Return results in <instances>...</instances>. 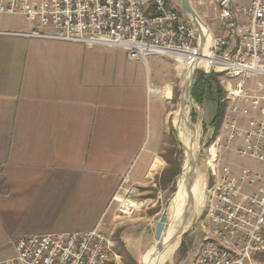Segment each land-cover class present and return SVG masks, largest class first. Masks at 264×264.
I'll return each instance as SVG.
<instances>
[{
	"label": "crops",
	"instance_id": "0c3cea01",
	"mask_svg": "<svg viewBox=\"0 0 264 264\" xmlns=\"http://www.w3.org/2000/svg\"><path fill=\"white\" fill-rule=\"evenodd\" d=\"M33 29L21 14L0 13V260L15 255L21 236L102 224L120 229L118 244L139 263L153 247L142 236L156 239L162 215L146 209L118 222L113 197L126 176L159 192L176 177L164 154L163 101L172 96L175 61H133L121 48L26 35ZM241 143L222 163L235 173L260 170L236 155ZM116 247L111 262L123 259Z\"/></svg>",
	"mask_w": 264,
	"mask_h": 264
},
{
	"label": "built area",
	"instance_id": "2783aa9c",
	"mask_svg": "<svg viewBox=\"0 0 264 264\" xmlns=\"http://www.w3.org/2000/svg\"><path fill=\"white\" fill-rule=\"evenodd\" d=\"M219 18L209 35L170 0H0V13L34 25L26 35L127 51L133 61L167 55L193 75L218 74L226 108L224 139L210 148L213 181L206 186L203 241L193 264H261L264 255V0H216ZM201 25V24H200ZM48 29L43 32L42 29ZM243 117L247 118L244 123ZM263 165L235 173L220 162L222 147ZM126 176L113 197L132 218L138 203ZM203 219V220H204ZM207 225V226H206ZM0 264H110L115 237L102 224L89 230L27 234Z\"/></svg>",
	"mask_w": 264,
	"mask_h": 264
},
{
	"label": "rangeland",
	"instance_id": "374dc122",
	"mask_svg": "<svg viewBox=\"0 0 264 264\" xmlns=\"http://www.w3.org/2000/svg\"><path fill=\"white\" fill-rule=\"evenodd\" d=\"M170 1L173 3L174 6L181 8L180 0H170ZM193 3H194V6L198 10H200V12H202L204 19L200 16L199 11L194 7L197 13L199 14V16L201 17V19L203 20V22L207 25H210V27H212L213 30L215 31L216 29L215 24L219 18V6L216 0H193ZM175 64L178 68L176 67V72L172 79V82L170 83L169 87H167V88L172 89L171 90L172 96L170 99L165 98L164 96H165L166 91H163L164 95H161V96L164 97L163 101H164V104L166 106L168 116H169L168 132L165 138L166 145L164 146V150H165L164 154L168 156L170 159H172L173 161L172 165L170 166L171 169H173V167L176 164L178 163L180 164V167H181L180 173L176 175V177H174L173 180L170 181V183L167 186V189L161 192L154 191L152 190V188H150L149 190H145L143 187L141 188L135 185L134 186L135 192L133 193L132 198L138 203H141V205L138 206V208L140 207L138 211L148 209V213L152 214L151 213L152 210L155 209L159 211L158 216H157L158 218L164 214L168 216L166 228H165L164 235H163L164 240L169 239L174 233H177L179 235V237L177 238L176 249L172 252L169 259L164 264H193L194 258L202 246L203 232L205 230L204 223L207 222V225L211 226L210 220L208 219V217H205L204 219L205 210H206L205 208L206 186L211 184V182L213 181L211 167L208 164L209 159H211L210 148L213 145V143L216 141L218 136H221V140H223L224 139L223 137H225V135H223V130H222L221 125H219L216 130L217 121H215V119H216L217 108H218L217 102L206 98L203 101V103H199L196 101V99L192 95L196 106L191 107V109L189 110V121H191L190 125H192V129L199 128V135H198V139L196 143V148H198L197 149L198 150V157H197L198 162H197V167L195 169L196 170V183H198L199 179L203 180L204 187H205V195H204L203 202L199 206L195 204V202L194 204H190V202H188L190 204V206L188 207L190 211V215H192L194 219H193L192 224L189 225V228L185 229V227L189 224L188 221L191 218H189L188 215L185 217H178L177 207L180 205L181 201L180 200L177 201L175 197L177 196L179 192V182H180V179L182 178L181 176L183 172V167H184V164L187 162L186 160H187L188 155L186 152V145L184 141L182 140L181 134L177 127L176 118H178L179 116L178 110L180 106H182L181 105L182 101L184 100L183 101L184 106H186V104H189L188 101H186L187 95L185 94L186 91L184 90L183 85H182L183 78L187 74L191 75L189 87L190 89L192 88L193 90V86L198 77V73L202 71L195 72L194 77L192 78L191 72L187 73V71L183 68L181 64H178L177 62H175ZM213 73L216 74L215 72H212L210 74H206V73L205 74L211 75ZM218 81H220L219 78H218ZM221 87L223 88L222 85ZM221 102L225 104V108H226V103L224 102V98H222ZM226 149L228 148L224 146L222 147V151L220 154V162L224 161L223 157L225 155L224 151ZM228 161L232 163L230 159ZM237 161L239 160L234 161V163ZM130 185L132 184L130 183L127 187H129ZM184 191H185L186 196H188L189 192L186 190V186L183 189V192ZM173 199L175 201H173ZM116 207L118 209V203L116 204ZM116 215H117L118 222L128 220V218H125L122 215H120L118 210L116 211ZM154 228L155 227H153V229ZM182 231H185V232L182 235H180ZM113 233H114V236L117 237L116 242H115V247H116L118 246L117 241L119 240V237H120L119 235L120 229L115 230V232ZM146 234L147 236L145 234H143L142 236V238H144L145 240L143 242V246L150 247L152 245L153 246L157 245V239L152 238V234H151V238H148L150 236H148L147 232ZM144 250L146 251V249ZM141 258L142 257L139 258V263L136 262L137 264H143V262L141 261ZM258 259L261 261V264H264V255H261ZM110 264H125V263L123 262V259L122 261L120 259L119 260L114 259L112 260V262H110ZM127 264L129 263L127 262Z\"/></svg>",
	"mask_w": 264,
	"mask_h": 264
},
{
	"label": "bare ground",
	"instance_id": "6f19581e",
	"mask_svg": "<svg viewBox=\"0 0 264 264\" xmlns=\"http://www.w3.org/2000/svg\"><path fill=\"white\" fill-rule=\"evenodd\" d=\"M200 24H201L200 26L202 27V30L206 31V35L208 36L209 33L207 32L206 26L208 27L210 25L205 24L203 22V20L200 21ZM190 76L191 75L187 74V75H185V77L182 80V85H183L184 90L186 91L185 94L187 95L186 101H188L189 104H186V106H180V108L178 110L179 116H178V118H176L177 119V121H176L177 127L179 129L180 134H181V138L186 145V152L188 155L187 160H186L187 162L184 164V167H183V172H182V176H181L182 178L180 179V182H179V192H178L177 196L175 197V199L177 201H179V200L181 201L180 205L177 207L178 208V217L187 216L185 212H186V209L190 206V204L188 203V202H190L189 201L190 195L187 194L188 196H186L185 191L183 192V189L186 186L187 176L193 170V166H192V164H190L191 160L197 159V157H198V150H197L198 148H196V143H197V139H198V135H199V128H193L192 129V125H190L191 121H189V110L191 109V107L196 106L191 95H189V89H190L189 83H190V78H191ZM188 87H189V89H188ZM181 100H183V99H181ZM204 195H205L204 183H203V180L199 179L198 183L195 182V185H194V199H195L194 202H195V204H197L199 206L204 200ZM173 201H175V200L173 199ZM172 209H173V207H172ZM188 216L191 219L188 221L189 224L185 227V229L189 228V225L192 224L193 219H194L192 215L188 214ZM184 232L185 231H182V233L180 235H182ZM174 237L178 238L179 235L177 233H174L169 239H167V240L163 239V240L165 243H169V241H171ZM177 238L175 240L176 242L174 241L167 248H165L162 252H160L156 249V245H154L152 248H150L143 255V258H142L143 264H164L169 259L172 252L176 249Z\"/></svg>",
	"mask_w": 264,
	"mask_h": 264
},
{
	"label": "trees",
	"instance_id": "16d2710c",
	"mask_svg": "<svg viewBox=\"0 0 264 264\" xmlns=\"http://www.w3.org/2000/svg\"><path fill=\"white\" fill-rule=\"evenodd\" d=\"M217 77L218 74L213 73L211 75H206L203 72H199L192 90L193 97L199 103H203L206 98L217 102L218 108L215 119V121H217L216 130L221 124L222 116L225 111V104L221 102L222 98L225 96V92L221 87ZM180 169V164H176L172 169L174 172L173 174L178 175L180 173ZM116 251L122 255L125 264H127V262L129 264H137L130 254L124 249L121 243L116 247Z\"/></svg>",
	"mask_w": 264,
	"mask_h": 264
},
{
	"label": "water",
	"instance_id": "95a60500",
	"mask_svg": "<svg viewBox=\"0 0 264 264\" xmlns=\"http://www.w3.org/2000/svg\"><path fill=\"white\" fill-rule=\"evenodd\" d=\"M180 6L182 10L187 14L189 18H191L197 26L200 28V21H202L201 17L193 7L191 0H180ZM193 78V75H192ZM189 94L192 97V88L189 91ZM193 99V97H192ZM182 106H184V102L182 101ZM198 159H192L191 163L193 166L192 172L189 173L186 179V190L189 192L190 195V204H194V185L196 182V167H197ZM186 215L190 214L189 209H186ZM168 216L166 214L162 215L159 220L156 221L155 227V237L157 239L156 249L162 252L165 248H167L170 244H172L177 237H174L169 243H165L163 240L164 231L166 228Z\"/></svg>",
	"mask_w": 264,
	"mask_h": 264
}]
</instances>
